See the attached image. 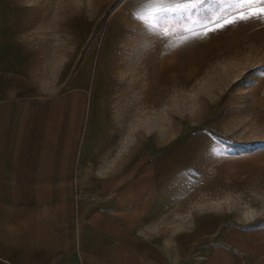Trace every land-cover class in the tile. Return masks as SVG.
I'll list each match as a JSON object with an SVG mask.
<instances>
[{
  "label": "rangeland",
  "instance_id": "374dc122",
  "mask_svg": "<svg viewBox=\"0 0 264 264\" xmlns=\"http://www.w3.org/2000/svg\"><path fill=\"white\" fill-rule=\"evenodd\" d=\"M114 2L0 0V100L43 114L48 144L87 150L84 191L127 208L151 199L178 241L192 217L219 218L220 235L262 227L263 156L248 173L225 161L264 147V23H236L235 59L212 74L160 86L139 67L132 30L111 25Z\"/></svg>",
  "mask_w": 264,
  "mask_h": 264
},
{
  "label": "crops",
  "instance_id": "0c3cea01",
  "mask_svg": "<svg viewBox=\"0 0 264 264\" xmlns=\"http://www.w3.org/2000/svg\"><path fill=\"white\" fill-rule=\"evenodd\" d=\"M164 6H172L170 0H115L111 7V25L132 30L144 75L158 76L162 86L180 76L212 74L207 71L215 61L235 59L228 38L236 23L226 22L236 20L239 8L220 0L210 18L180 25L163 19ZM209 30L206 39L166 50L165 41L175 47ZM28 108L27 101L0 100V263L264 264V224L250 232L230 226L220 235L219 218L192 217L178 241L172 213L157 215L151 199L127 208L109 205L103 193H87V150L65 148L59 140L48 144L44 115ZM257 156L263 160L254 168L264 174V147L230 156L225 166L248 173ZM204 185L198 182L197 194Z\"/></svg>",
  "mask_w": 264,
  "mask_h": 264
},
{
  "label": "snow or ice",
  "instance_id": "6c2138e0",
  "mask_svg": "<svg viewBox=\"0 0 264 264\" xmlns=\"http://www.w3.org/2000/svg\"><path fill=\"white\" fill-rule=\"evenodd\" d=\"M228 2L237 8H246L247 13L240 11L238 18L234 21H227L226 25L232 23H248L251 21L264 23V0H228ZM170 3L172 6H164L161 8V12L165 14L163 19L173 21L180 25L190 23L197 18L200 20L208 19L220 10V0H170ZM145 31L148 35L154 34L148 28H145ZM211 34L213 33L209 30L204 37H192L175 47L167 46V42L165 41L166 50L169 53L179 51L181 48L197 42L199 39L208 38ZM260 71L261 74H264V69Z\"/></svg>",
  "mask_w": 264,
  "mask_h": 264
},
{
  "label": "trees",
  "instance_id": "16d2710c",
  "mask_svg": "<svg viewBox=\"0 0 264 264\" xmlns=\"http://www.w3.org/2000/svg\"><path fill=\"white\" fill-rule=\"evenodd\" d=\"M0 264H2V263H0Z\"/></svg>",
  "mask_w": 264,
  "mask_h": 264
}]
</instances>
